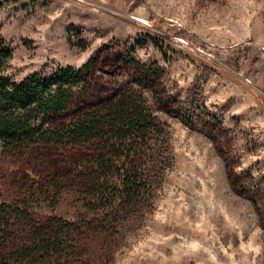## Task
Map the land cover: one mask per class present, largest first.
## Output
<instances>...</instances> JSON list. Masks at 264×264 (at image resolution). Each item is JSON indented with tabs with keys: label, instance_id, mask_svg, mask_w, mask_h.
<instances>
[{
	"label": "rangeland",
	"instance_id": "374dc122",
	"mask_svg": "<svg viewBox=\"0 0 264 264\" xmlns=\"http://www.w3.org/2000/svg\"><path fill=\"white\" fill-rule=\"evenodd\" d=\"M0 25L13 80L90 61L51 130L124 96L154 120L110 175L99 142H0V264H264V0H5Z\"/></svg>",
	"mask_w": 264,
	"mask_h": 264
},
{
	"label": "trees",
	"instance_id": "16d2710c",
	"mask_svg": "<svg viewBox=\"0 0 264 264\" xmlns=\"http://www.w3.org/2000/svg\"><path fill=\"white\" fill-rule=\"evenodd\" d=\"M2 1L5 0H0V7ZM11 56V48L0 33V142L3 147L17 149L29 145H90L99 142L97 163L104 175H110L116 168L110 158L116 157L131 138L146 129L152 130L154 120L151 114L126 96L108 105L104 112L85 111L73 122L51 130L47 127L49 118L57 116L71 102L72 88L86 85V69L90 61L78 69L59 68L51 75L36 72L16 81L4 74ZM132 164V161L128 162L119 171L120 202L117 206L131 196V192L139 190L135 173L131 175L135 168ZM8 224L6 210L1 207L0 228H9ZM53 237L60 241L63 233Z\"/></svg>",
	"mask_w": 264,
	"mask_h": 264
}]
</instances>
